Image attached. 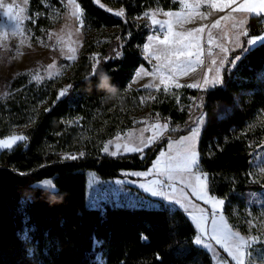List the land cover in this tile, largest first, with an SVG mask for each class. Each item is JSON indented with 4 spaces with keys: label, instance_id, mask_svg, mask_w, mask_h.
<instances>
[{
    "label": "trees",
    "instance_id": "1",
    "mask_svg": "<svg viewBox=\"0 0 264 264\" xmlns=\"http://www.w3.org/2000/svg\"><path fill=\"white\" fill-rule=\"evenodd\" d=\"M65 1L29 0L26 29L34 40L46 39L59 23ZM76 1L86 29L77 57L64 59L62 73L41 82L17 73L0 97V138L26 137L0 152V264H213L211 254L195 243L196 228L181 208L163 200L151 206H88L86 172L109 179L150 168L168 139L144 155L117 157L103 152L104 143L133 128L147 110L152 118L185 126L188 104L201 97L207 118L199 136V166L208 174L210 193L224 201L230 224L247 235L235 210L246 207L249 192L264 191L250 175L264 146V45L233 51L230 59H239L231 67L229 59L221 82L203 91L131 88L138 68L147 65L142 46L150 28L138 18L156 7L177 10L180 3ZM246 31L263 34L264 15L250 17ZM99 70L112 77L115 95L97 90ZM147 93L153 96L144 104ZM47 179L57 195L40 186Z\"/></svg>",
    "mask_w": 264,
    "mask_h": 264
},
{
    "label": "rangeland",
    "instance_id": "2",
    "mask_svg": "<svg viewBox=\"0 0 264 264\" xmlns=\"http://www.w3.org/2000/svg\"><path fill=\"white\" fill-rule=\"evenodd\" d=\"M182 1L183 5H180L181 9L179 10H163L161 7H156L138 18L139 22L146 23L150 28L147 41L142 46V54L147 65L140 66L142 67L141 70L134 75L131 81V88H143L154 92L164 89L175 94L173 89L176 88L192 85L191 87L203 91L218 84L212 83L213 80L219 79L221 82L224 70V66L221 69L223 47L215 53L216 55L208 56L207 61H205L202 59L205 55L201 48V43L204 40L202 38L217 33L222 34L224 40L227 36L232 39L234 27L231 21L220 18L212 10H207L209 0ZM197 5L199 6L197 7ZM28 6L29 0H0V97L7 94L9 82L19 72H28L31 78L37 82L58 76L65 68L62 61L64 59L74 60L71 57L76 58L83 46L86 29L82 21L81 8L76 0L64 2L65 12L60 17L59 23L49 30L46 39L39 36L34 40L32 34L26 29V23L30 19ZM77 6L79 13H77ZM5 12L8 15H4ZM165 12L173 13V15L165 16ZM154 19L163 24L166 31L165 35L161 36L153 32L152 28L157 25L153 22ZM165 21L170 23L171 32L168 30L169 23H164ZM216 22H219L218 26L213 27ZM201 27L204 28V32L194 33L192 37L187 36L188 32ZM165 37H168L167 42L160 43ZM149 45H151L150 49ZM70 49L75 51H70ZM188 52H191L192 55H187ZM180 53L185 54L181 55ZM197 56H199V61H197ZM235 63L236 61L230 63V67ZM206 75L210 77L207 80L208 83H205ZM152 96L150 93L145 94L142 103L147 104ZM193 102L194 111L189 114V121L185 126L170 127L169 121L161 120V118L160 122L159 116L152 118L147 110L136 118L133 128L127 130L125 134H117L114 139L107 143L108 151L104 150L105 153L114 157L133 152L144 155L146 150L156 142L163 139H168V141L174 139L169 143L168 149L164 148L158 153L150 168L137 170L136 173L139 174L135 175L140 176L139 178L150 175L151 180L157 181L163 178L167 171H170L173 178L181 185L184 184L188 173L193 172L202 177L197 166H189L185 170L186 162L191 155L190 149H194L196 153L197 164L200 156L198 150L199 135L191 141L186 138L191 137L190 130L204 124L207 118V112L203 109L202 98L196 97ZM151 118L156 122H152ZM156 123H159V129L153 127ZM193 123H195L194 127H192ZM165 125H167L166 128ZM183 129L190 132L179 139H177L179 136L175 138L174 135ZM158 131L160 133H157ZM15 135L24 138L18 142L26 138L21 133L6 137L11 138ZM153 137L155 139L151 143H147ZM146 143L147 146H145ZM125 146L141 148L142 151H126L124 150ZM78 155L76 153L74 157ZM86 174L88 206L102 207L106 204L129 207H137L138 204L151 206L155 203L160 204L159 200L163 199L155 195L159 183L156 184L155 188H149L146 191L147 195H144L137 180L130 179L127 174L123 179H101L96 172L90 170ZM250 175L254 181L262 182L264 185V146L259 147L256 152ZM202 179L207 181L205 178ZM130 184L134 187H131ZM40 186L50 188L42 185L41 182ZM154 199L158 200L155 201ZM235 211L237 212L235 215L239 217V221L247 229V237L250 241L249 263L264 264V191L249 192L246 207L242 211L237 209Z\"/></svg>",
    "mask_w": 264,
    "mask_h": 264
},
{
    "label": "crops",
    "instance_id": "3",
    "mask_svg": "<svg viewBox=\"0 0 264 264\" xmlns=\"http://www.w3.org/2000/svg\"><path fill=\"white\" fill-rule=\"evenodd\" d=\"M178 2L180 3L181 6L183 5L182 0H178ZM245 2H248L251 4H258L260 0H235V2L232 3L231 7H224L223 11H220L217 8L212 7L211 5L214 3L222 5L224 3V0H209L208 1L207 10L209 11L212 10L214 11V13L217 14V16H220V18H225L228 21H231L232 25L233 24L239 25V21L241 19H243L244 21L242 27L241 26L234 27L232 39H230V37L227 36L226 40H224L222 34H217V33H212V34H209V36H204L202 38V39L209 40L212 46L218 49V52L223 47L224 53H223V58L221 59V63H222L221 69L223 68V66L225 68L226 64L228 63V60L231 57V53L233 51L241 48L242 46H244V44L246 46V49H249L250 47L253 46V45H246V42L249 39H256L257 37H264V33L261 35H257V36H248V35L242 34V33H247L246 31L247 23L250 17L257 16V14H254V13L232 11V9L236 8L240 3H245ZM259 15H264V13H261ZM235 42L236 44H234ZM201 48L204 51L202 47V43H201ZM204 53L206 54L205 55L206 61L208 59V56L216 55V54H210L208 51ZM141 68L142 67H139L136 73H138L141 70ZM206 77H207V80H209L210 77L208 75H206ZM206 77L204 76V78ZM216 85L217 84L209 88H212ZM188 87L193 88L189 85ZM160 119L161 118L159 117V121ZM151 121L156 122V121H153L152 118H151ZM188 121H189V118L187 119V122ZM158 124L159 123H156L155 125H158ZM202 125L198 126L199 136H200V132L202 129ZM194 126H195V123H193L192 127ZM196 129L197 128H194L190 131L192 132V131H195ZM189 132H186L185 134L179 136L177 139L183 137L184 135H187V133ZM125 133H122V134H125ZM157 133H160V131H158ZM8 137H5L0 140H9ZM115 137L107 140L104 143V147H103L104 153H105L104 150L106 148L107 143L110 140L114 139ZM173 140L171 139L167 142L165 149H168L169 143ZM2 149L3 148L1 147L0 152L2 151ZM133 153H130V154H133ZM199 160H200V156H199ZM199 160H198V166H199ZM136 171L137 170L126 171L124 174L125 176L127 174L130 179L137 180V183L140 186L139 188L141 189L144 195H147L146 191H148L149 188H155L157 183L160 184L161 182L166 181L167 186H168L167 189L163 191V193L156 191L155 195H157V197L159 198H163L162 200L165 201V203H167L168 205H171L172 207L181 208L186 213V215L189 217V219L192 221V223L194 224L196 228V235H195L194 241H196L197 237L201 238V244L199 245L197 244V245L200 247H203L211 254L212 259H213V264H248L250 262L249 261L250 241L247 235L242 234L239 230L235 229L230 224L228 218L226 217L224 213V201L222 199H219L213 196L210 193L209 183L207 179H206L207 181H204L205 186L203 187V192H202L201 185L198 183L196 179V177L199 175L193 172L188 173L189 175L186 176V180L183 182L184 184L181 185L179 182H177L173 178L170 171H167L165 173V176H163V178H160V180H157V181L151 180L150 175H147L144 178H142L141 176V178H139L140 176L135 175V174H139V173H136ZM130 186L134 187L132 184H130ZM218 200L223 201V204L213 207V203ZM138 206H140V204H138ZM143 206H149V205H143ZM216 211H219V213H216ZM238 237H243L245 243L241 244ZM234 256H239V261L237 259H234L233 258Z\"/></svg>",
    "mask_w": 264,
    "mask_h": 264
},
{
    "label": "snow or ice",
    "instance_id": "4",
    "mask_svg": "<svg viewBox=\"0 0 264 264\" xmlns=\"http://www.w3.org/2000/svg\"><path fill=\"white\" fill-rule=\"evenodd\" d=\"M235 0H224V3L221 5V4H212L211 6L214 7V8H217L218 10L220 11H223L224 7H231L232 3H234ZM186 7H190L189 5H185ZM199 5H197L198 7ZM232 11H240V12H246V13H254V14H261V13H264V0H260V2L258 4H251V3H248V2H245V3H240L236 8H233ZM77 13H79V8L77 6ZM4 15H8L7 12L3 13ZM122 13H118V15H120ZM165 16H172L173 13H169V12H165L164 13ZM154 23L156 24H160L161 22L158 21V20H153ZM243 19H241L239 21V25L237 24H233V27H237V26H243ZM164 23H169L168 21H165ZM219 24V22H216V24H213V27H217ZM169 32H171V25L169 23ZM204 32V28L201 27V28H197V29H194L192 32H188L187 33V36L189 37H192L194 35V33H202ZM243 35H247V33H242ZM153 39H156L155 37H153ZM168 40V37H165L163 41H160V43H166ZM260 43L262 45H264V37H257L256 39H249L247 42H246V45H253L255 46L257 43ZM195 46V45H193ZM149 49L151 48V45L148 46ZM246 50H250V49H246V46H242L241 47V52H244ZM70 51H75L74 49H70ZM181 55H184L185 53H180ZM187 55L191 56L192 53L191 52H188ZM72 59H75V57H71ZM239 59V55L237 56H234L232 58V61H229V63H232L233 61H237ZM197 61H199V56H197ZM213 63H215V61H213ZM36 79H39V77H36ZM163 82V81H162ZM220 80L219 79H215L212 81V83H219ZM205 83H208L207 79H205ZM189 86H192V85H189ZM198 86V85H197ZM177 87H179V85H177ZM61 95H63V93H61ZM197 124H199V121H197ZM153 127L159 129L160 126L159 125H154ZM165 128L167 127V125L164 126ZM199 135V129L197 128L195 131H192L191 132V137H188L186 138L187 140H195L197 138V136ZM24 139L23 137H13L11 140H0V147L2 148H11L12 145L17 141V140H22ZM155 139V137L151 138L147 143H151L152 140ZM147 143L145 144V146H147ZM124 150L126 151H142L141 148H128L127 146H125ZM105 151H108L107 148H105ZM190 152H191V155L190 157L188 158L187 162H186V165H185V170H187V168L189 166H197L198 167V164H197V158H196V153L194 151V149H190ZM73 159L75 157H72ZM197 181L199 182V184L201 185V191L203 192V187L205 186L204 185V179H202L200 176H197L196 177ZM206 179V178H205ZM42 185L44 186H48L50 187L53 191H52V195H57L58 193L55 191V185L53 184L52 181L50 180H45V181H42L41 182ZM210 202V201H209ZM223 204V201H215L213 203V207H216L217 205H221ZM144 238V237H142ZM146 239V238H145ZM238 239L240 240V243L243 244L245 243L244 241V238L243 237H238ZM196 244H201V238L200 237H197L196 239ZM234 259H237L239 261V256H234L233 257Z\"/></svg>",
    "mask_w": 264,
    "mask_h": 264
},
{
    "label": "built area",
    "instance_id": "5",
    "mask_svg": "<svg viewBox=\"0 0 264 264\" xmlns=\"http://www.w3.org/2000/svg\"><path fill=\"white\" fill-rule=\"evenodd\" d=\"M152 30H153V32H155V33H157L158 35H161V36L166 34L165 28H164L162 23L155 25L152 28ZM202 47L204 49V52L208 51L210 54H215V53L218 52V49L216 47H213L211 42L209 40H207V39H204L202 41ZM205 55L202 57V59H204V60L206 58ZM188 108L190 110V113H192L194 111V102L189 103L188 104ZM168 124H169L170 127H173L172 126V124H174L173 120H169ZM197 169H198V172L201 174L202 178H206L208 180V174L206 172L202 171L200 166H198ZM167 187L168 186H167L166 181H163L160 184H158L156 188H157L158 192H163V191H165L167 189ZM216 213H219V211H216Z\"/></svg>",
    "mask_w": 264,
    "mask_h": 264
},
{
    "label": "clouds",
    "instance_id": "6",
    "mask_svg": "<svg viewBox=\"0 0 264 264\" xmlns=\"http://www.w3.org/2000/svg\"><path fill=\"white\" fill-rule=\"evenodd\" d=\"M94 74L97 76L98 79V84H97L98 91H103L110 95H115L117 93L118 87H116L111 83L112 77L109 75L108 72H106L105 70H99ZM47 180L52 181L51 179H47Z\"/></svg>",
    "mask_w": 264,
    "mask_h": 264
},
{
    "label": "bare ground",
    "instance_id": "7",
    "mask_svg": "<svg viewBox=\"0 0 264 264\" xmlns=\"http://www.w3.org/2000/svg\"><path fill=\"white\" fill-rule=\"evenodd\" d=\"M193 102V101H192ZM189 109V108H188ZM189 114H190V110H189ZM14 137V136H13ZM13 137L9 138V140H11ZM15 137H19L18 135H15ZM19 140H17L15 143H17Z\"/></svg>",
    "mask_w": 264,
    "mask_h": 264
}]
</instances>
